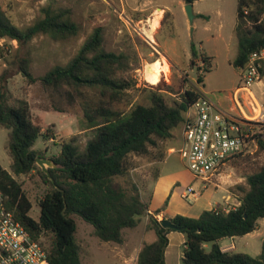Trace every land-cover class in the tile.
<instances>
[{
  "label": "trees",
  "instance_id": "obj_1",
  "mask_svg": "<svg viewBox=\"0 0 264 264\" xmlns=\"http://www.w3.org/2000/svg\"><path fill=\"white\" fill-rule=\"evenodd\" d=\"M56 1L47 0L36 23L22 29L11 21L0 0V39L18 43L19 54L12 65L32 84L40 82L43 88L66 98L72 106L80 105L81 126L92 130L94 137L84 151L74 139L63 142L58 154L49 155V149H35L41 136L45 141L54 139L50 134L53 126L44 133V128L35 122L27 100L11 101L9 77L3 74L0 127L9 132L7 151L12 159V172L0 165V191L5 209L44 247L47 264H83L73 215L92 225L95 236L103 242L124 244V231L136 228L149 211L140 187L135 182L125 186L118 180L128 174L127 160L131 155H148L151 147L159 146L160 142L174 140L176 131L185 122V113L197 102L200 91L187 90L180 98L167 100L170 96L162 81L151 91L149 105H132L127 99L136 85L129 75L131 58L125 53L106 50L102 27L94 30L67 65H57L45 75L35 77L30 70L33 59L20 52L37 36L66 42L78 37L81 31L73 10L57 5ZM183 1L187 5L199 0ZM170 15L167 13L165 19ZM235 36L238 53L232 65L239 70L254 52L264 49V0H239ZM192 55L199 57L194 45ZM1 57H6L4 51ZM209 60L204 57L203 62L209 64L210 73ZM261 77H264V68ZM125 102L131 105L128 111L118 108ZM54 110L64 112L59 105H54ZM255 136L259 140L258 153L264 155V134L258 132ZM45 158L55 164L49 169L53 180L37 164L38 159ZM251 159L235 158L232 166ZM35 172L49 186L38 201L37 218L32 216L34 203L18 179ZM231 192L238 196L240 206L228 212L208 210L199 218L177 215L171 219L176 230L164 228L161 221L151 216L148 228L156 232L158 239L142 248L138 264H166L171 231H179L186 237L183 264H264V242L256 258L245 253L224 252L219 245L224 238L254 233L259 221L264 219V162L258 172L247 176L246 183L233 186ZM206 244H212L211 251L206 250Z\"/></svg>",
  "mask_w": 264,
  "mask_h": 264
},
{
  "label": "rangeland",
  "instance_id": "obj_2",
  "mask_svg": "<svg viewBox=\"0 0 264 264\" xmlns=\"http://www.w3.org/2000/svg\"><path fill=\"white\" fill-rule=\"evenodd\" d=\"M57 5L73 10L74 19L80 25L78 37L66 42H55L45 35L37 36L20 53L31 57L33 63L30 70L35 77L45 75L57 65L65 66L80 51L90 35L98 27L105 33V48L117 54L125 53L131 58L129 75L135 80V87L128 93L127 99L132 105H149V95L163 81L168 90L170 100L180 98L187 90L206 91L209 93H228L235 89L241 80V71L232 65L237 57L238 42L235 28L238 18L239 0H199L193 4L195 20L190 22L186 13V3L183 0H57ZM47 0H2L3 10L11 21L19 28H27L36 23L41 17V10L47 5ZM162 10L160 25L154 33L156 43L150 40L145 31H151V19L155 13ZM167 13L171 15L165 19ZM148 38V39H147ZM195 46L199 57L192 55ZM18 43L0 39V80L7 74V87L11 101L25 99L31 107L32 115L37 124L44 128V133L52 127L50 134L54 142L46 144L44 136L37 141L35 149H49V155L58 154L61 144L75 140L84 151L88 142L94 137L92 130H84L81 126L83 112L79 104L71 105L66 98H60L52 91L43 88L40 82L32 84L18 69L12 65L17 60ZM215 56V62L214 58ZM166 57L170 67L162 75L158 84H152L147 77L149 63ZM209 58V64L203 62ZM199 78H202V82ZM171 88V89H169ZM264 104V100L262 101ZM54 105H59L64 112H56ZM118 108L128 111L131 105L123 104ZM181 130L175 133V139L160 142L159 146L151 147L150 153L144 156L131 155L128 160V174L118 180L125 186L135 182L140 189L150 186L160 169L164 174L173 172H190L178 154L181 140ZM8 130L0 127V165L12 172V159L7 151ZM168 157L165 165L161 166L160 159ZM264 162L263 154H256L249 161L232 166L228 179L231 182L246 183L247 176L260 170ZM228 172V173H229ZM34 203L32 216L40 215L38 201L47 192L49 186L35 172L18 178ZM186 190L188 184H182ZM213 188V186H208ZM198 191V190H197ZM78 226L77 239L82 247L83 264H126L118 254V245L103 242L95 236V229L80 216L73 215ZM260 229L251 240L253 245L242 250L256 258L255 247H259L264 237V219L260 220ZM141 228V227H140ZM134 232V233H133ZM134 229L124 231L125 238L135 234V243L139 241ZM155 234V233H153ZM148 235L146 242L156 239V235ZM152 236V237H151ZM262 245V244H261ZM263 246V245H262ZM261 246V247H262ZM132 264L136 262L132 261Z\"/></svg>",
  "mask_w": 264,
  "mask_h": 264
},
{
  "label": "built area",
  "instance_id": "obj_3",
  "mask_svg": "<svg viewBox=\"0 0 264 264\" xmlns=\"http://www.w3.org/2000/svg\"><path fill=\"white\" fill-rule=\"evenodd\" d=\"M263 68L264 49L254 52L246 66L239 69L241 80L229 107L218 99L222 92L202 90L197 102L185 113L178 154L205 189L223 185L233 159L254 158L259 152L255 135L264 134V104L254 86L261 81ZM197 195L196 189L189 186L183 197L189 200ZM46 260L41 243L5 209L0 191V264H47Z\"/></svg>",
  "mask_w": 264,
  "mask_h": 264
},
{
  "label": "crops",
  "instance_id": "obj_4",
  "mask_svg": "<svg viewBox=\"0 0 264 264\" xmlns=\"http://www.w3.org/2000/svg\"><path fill=\"white\" fill-rule=\"evenodd\" d=\"M212 57L215 62V56L212 55ZM234 90L219 96L218 99L225 107H229L231 105L230 98ZM254 91L257 97L263 101L264 77H261V81L254 86ZM182 138L181 130V140L179 146L182 144ZM53 142L54 139H51L46 141V144H51ZM167 161L168 157L161 162V166L165 165ZM228 172L229 171H226L227 176L225 182L220 188L213 187L205 189L202 182L196 180L188 171H169L164 174V169H160L159 175L153 183L145 189L141 188L142 199L149 205V211L146 216L141 218L139 225L134 228V231H136L135 233H137V236L139 237V241L135 243V234H130L127 238H125L124 244L118 245L119 248L117 252L124 262L126 264H132V261H135L136 264H138V256L142 248L146 244H152L157 241L158 237L156 232L148 228L151 216L155 217L159 221L164 219L171 220L177 215L199 218L205 211L208 210L224 209L228 212L240 206L241 202L238 196L231 192V188L237 184H243V182H231V180L228 179V175H230L231 171L229 173ZM182 184L193 186L196 191L198 190V195L189 200L185 199L183 194L186 190L182 187ZM260 227L259 222V227L254 233L243 237L224 238L219 241V245L224 252L242 253V250H247L253 245L251 240L255 239V235L259 231ZM152 234L156 235V239L151 242H146L144 238ZM168 238L169 245L165 252L166 264H183V249L186 243L185 235L179 231H171L168 234ZM263 242L264 237L262 239V243L259 244V247H255V252L258 256L262 252L261 246L263 245ZM205 248L208 252L211 251L212 244H206Z\"/></svg>",
  "mask_w": 264,
  "mask_h": 264
},
{
  "label": "bare ground",
  "instance_id": "obj_5",
  "mask_svg": "<svg viewBox=\"0 0 264 264\" xmlns=\"http://www.w3.org/2000/svg\"><path fill=\"white\" fill-rule=\"evenodd\" d=\"M163 11H157L155 13V16L153 19H151L150 24H151V31H145V34L147 35V37L150 39L151 42L156 43V40L154 38V33L157 31V29L159 28L160 25V20L162 17ZM169 61L166 57H164L161 61H155L152 63L148 64L147 67V77L148 80L152 83V84H158L161 81L162 75L163 74H167L169 71Z\"/></svg>",
  "mask_w": 264,
  "mask_h": 264
},
{
  "label": "water",
  "instance_id": "obj_6",
  "mask_svg": "<svg viewBox=\"0 0 264 264\" xmlns=\"http://www.w3.org/2000/svg\"><path fill=\"white\" fill-rule=\"evenodd\" d=\"M186 13L189 17L190 22L193 24L195 20L193 4H187ZM37 164L43 170V172L46 173L50 179H52L49 169L55 167L54 162L50 159L45 158V159H38ZM161 225L166 229L176 230V226L169 219L162 220Z\"/></svg>",
  "mask_w": 264,
  "mask_h": 264
}]
</instances>
